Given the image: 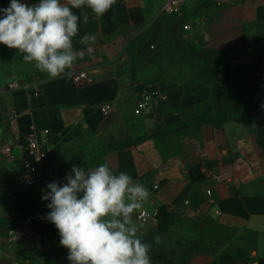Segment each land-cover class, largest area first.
Returning a JSON list of instances; mask_svg holds the SVG:
<instances>
[{
	"label": "crops",
	"instance_id": "0c3cea01",
	"mask_svg": "<svg viewBox=\"0 0 264 264\" xmlns=\"http://www.w3.org/2000/svg\"><path fill=\"white\" fill-rule=\"evenodd\" d=\"M21 2L31 5L38 0ZM163 2L117 0L99 18L86 10L88 23L81 17L79 35L73 41L74 47L84 52L71 69V73H86L87 78L79 82L64 76L48 79L26 64L15 49L0 44V149L12 147L18 176L22 157L19 139L46 138L50 145L47 160L58 172L61 185L73 166L87 169L108 161L117 172L127 171L151 193L143 204L147 209L156 208L157 214L150 224L137 223L140 236L171 234L181 226L183 235L187 229L193 240L205 238L195 240L189 264H264V120L202 125L197 132L180 135V150L175 154L171 150L160 152L151 140L97 154L93 145L85 142L101 131L107 118L100 113L103 105H112L110 118H135L133 106L148 86L162 90L167 101L139 118L146 130L179 122L185 111L208 104L213 91L223 86L220 81H207L210 68L199 73L196 81H185L179 87L147 85L143 83L147 80L133 79L129 43L161 17ZM9 3L0 0V8ZM182 15L191 26L182 35L187 46L197 53L231 56L222 67L230 73L234 71L232 64L251 62V48L264 40V0H186ZM85 34L95 38L91 55L79 43ZM11 82L19 88L9 90ZM245 85L239 79L234 88ZM96 155L98 159L91 161ZM3 158L6 156L0 154ZM154 185L159 186L155 192L151 190ZM1 197L12 202L7 193ZM9 215L0 213L7 229L12 227ZM239 236L247 240L239 245L215 246L220 237Z\"/></svg>",
	"mask_w": 264,
	"mask_h": 264
},
{
	"label": "clouds",
	"instance_id": "9594fccd",
	"mask_svg": "<svg viewBox=\"0 0 264 264\" xmlns=\"http://www.w3.org/2000/svg\"><path fill=\"white\" fill-rule=\"evenodd\" d=\"M117 0H38L22 3L10 0L0 8V44L15 49L26 64L57 79L71 75L83 51L74 47L80 21L103 17ZM95 38L80 36L88 55ZM66 183L46 185L42 200L50 211L45 219L55 225L60 245L68 250L70 264H152V245L138 234L134 219L151 195L127 171L117 172L108 161L92 168L73 166ZM160 243V237H154Z\"/></svg>",
	"mask_w": 264,
	"mask_h": 264
},
{
	"label": "rangeland",
	"instance_id": "374dc122",
	"mask_svg": "<svg viewBox=\"0 0 264 264\" xmlns=\"http://www.w3.org/2000/svg\"><path fill=\"white\" fill-rule=\"evenodd\" d=\"M184 24L185 15H181L179 18L161 16L155 20L151 28H144L141 33L131 40V43H129L132 54L131 69L135 81L142 82L147 80L146 82L143 81V83H147V85L163 83L172 87H179L185 81H196L197 75L206 71L205 54L192 50L182 37L185 34L182 29ZM250 53L253 55L251 62H241L239 66L232 64L230 68L234 71L231 72L234 73L237 68H240V71L236 72L244 77L246 72H251L252 70H246L242 65H252L257 61H263L264 40L260 41L254 48H251ZM186 114H188L187 111L181 116ZM158 126L162 127L146 130L143 128L142 119H139V117L122 116L110 118L107 116L99 135L93 140L87 139L85 142L92 144L93 152L97 154L108 147L139 144L146 135L148 136L154 131H158V134L162 136L166 135L167 131H172L169 125L161 124ZM174 138L173 136L164 137V141L170 142L171 140L170 144L177 146V144L174 145L176 141H173ZM179 142L181 141L179 140ZM18 177L14 159L10 157L0 159V213L6 214L7 212V214H10V224H12L11 229H7L5 226L8 223L0 218V264H70L67 259L68 250L59 243L60 237H47L37 231V229H41L43 233L53 232L58 235L56 234L58 230L55 225L45 219L46 214L50 211L46 206L49 201L42 200V196L37 195L39 200L36 204H39L43 216V224L40 227H37V229L31 228L22 220V211L17 203L23 196L30 200L36 193L21 187L18 183ZM6 193L12 197V202L1 197ZM17 213L19 217L15 215ZM30 216L33 217L34 213H31ZM188 227L193 231V234H196V229L192 224H189ZM187 231L185 229V235H183V229L179 226L171 234L157 232L147 234L150 235V239L144 240L148 241V243H155L154 237L159 236V244L168 248V251H166L160 246L156 252L150 251L152 264H184V256L181 254L182 249L185 246H189L194 239L187 235ZM22 233L27 235L28 239L26 241L14 240L16 235ZM145 236L140 237L143 240V238H146ZM199 240L204 241L205 238L198 237ZM245 240L247 238L241 236L220 237L215 242V246L218 247L222 244L239 245ZM172 253H175L176 256H181L179 260L175 259Z\"/></svg>",
	"mask_w": 264,
	"mask_h": 264
},
{
	"label": "trees",
	"instance_id": "16d2710c",
	"mask_svg": "<svg viewBox=\"0 0 264 264\" xmlns=\"http://www.w3.org/2000/svg\"><path fill=\"white\" fill-rule=\"evenodd\" d=\"M203 53L206 56V60L204 61L207 65L206 71L210 68V76L207 81L217 84L220 81L223 86L213 91V97L208 104L195 107L193 110L187 112L188 114L185 116H181L179 122L169 125L172 127H170V129H172L171 132L167 131L165 133L166 135L162 136L158 134V131H154L148 136H145L143 141L151 140L160 152H167V150H171L170 153L172 154L178 153L181 146V142H179V140L181 141L180 135L189 132H197L202 125L208 124L218 127L221 124L230 121L244 124H254L258 121L264 120V60L257 61L252 65H242L244 69L252 70L251 72H246V75L244 74L245 76L243 77L236 72L240 71V68H237L234 73H230L228 68H222L226 63L232 60L231 56L221 52ZM218 71H220L219 74ZM239 79L246 82V85L242 89L234 88ZM159 127L162 126L156 125L154 128L158 129ZM172 136L175 137L173 141L176 140L174 145L177 144V146H172L170 144L171 140L170 142L167 140L164 141V137ZM136 144H129L122 147H108L103 151V153L108 150H120ZM170 153L167 154V157L169 158L172 157ZM98 157L99 156L96 155L91 159V161H95ZM25 189L34 191L36 195H34L30 200L23 196L17 205H19L22 211V220L26 222L29 227L37 229V227H40L43 224V216L39 204H36L39 200V196H42V193H40L37 188L33 187ZM31 213H34L33 217L30 216ZM37 231L41 235H45L47 237H60L58 232H56L58 235H55L53 232L43 233L41 229H37ZM145 237L146 238H143V241L148 243V241L144 239H150V235ZM196 239L198 240V237H196ZM195 240H192L189 246H185V248L182 249L181 254L184 256V264H189V261L194 253ZM149 244L152 245L151 252H156L157 248L161 246L160 244L157 246L154 242ZM161 247L168 251L167 247L163 245ZM173 256L177 260L181 257L179 255L176 256L175 253Z\"/></svg>",
	"mask_w": 264,
	"mask_h": 264
},
{
	"label": "built area",
	"instance_id": "2783aa9c",
	"mask_svg": "<svg viewBox=\"0 0 264 264\" xmlns=\"http://www.w3.org/2000/svg\"><path fill=\"white\" fill-rule=\"evenodd\" d=\"M186 0H164L160 14L163 17H180L182 15V9ZM2 18V17H0ZM182 29L185 32L191 30L189 24H184ZM87 78L86 73H71L67 77L71 82H79ZM16 83L11 82L8 84L9 90L18 89ZM167 101L166 94L157 88L156 86H148L139 95V99L133 106V115L135 117H144L152 113V111L164 104ZM112 112V105L105 104L100 108V113L103 117H107ZM21 145L22 157L20 159L21 174L18 177V183L23 188H37L40 193L42 189L46 190V185L54 180L60 183V177L54 167L48 163V153L50 150L49 142L46 138L38 139L37 137H27L24 140L19 139ZM0 154L6 157H12V147L5 145L0 149ZM159 189L158 185L152 187V191L155 192ZM210 197V193H207ZM157 209H147L144 204L138 209L134 215V219L138 224L146 225L155 220ZM28 239L25 234H18L14 238L16 241H26Z\"/></svg>",
	"mask_w": 264,
	"mask_h": 264
}]
</instances>
